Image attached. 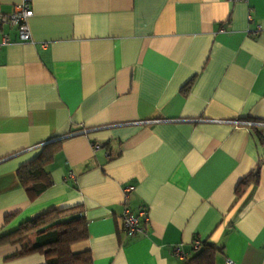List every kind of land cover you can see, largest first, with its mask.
Segmentation results:
<instances>
[{
    "label": "crops",
    "instance_id": "0c3cea01",
    "mask_svg": "<svg viewBox=\"0 0 264 264\" xmlns=\"http://www.w3.org/2000/svg\"><path fill=\"white\" fill-rule=\"evenodd\" d=\"M29 2V42L2 28L0 236L78 209L88 238L70 252L90 264H190L204 243L213 264H264V0ZM56 142L30 199L16 171ZM125 208L147 214L133 237ZM19 250L0 264L44 263Z\"/></svg>",
    "mask_w": 264,
    "mask_h": 264
},
{
    "label": "trees",
    "instance_id": "16d2710c",
    "mask_svg": "<svg viewBox=\"0 0 264 264\" xmlns=\"http://www.w3.org/2000/svg\"><path fill=\"white\" fill-rule=\"evenodd\" d=\"M60 144L47 145L30 163L16 171L20 186L27 192L30 199L37 198L50 183L45 167L52 158L53 150ZM259 167L243 178L235 189L236 197L241 190L255 187L259 180ZM88 238L84 218L78 209L64 211L52 210L26 221L18 228L4 236H0V246H19L14 258H25L32 255L42 257L43 264H90L88 253L72 254L73 244ZM214 247L204 243L202 250L191 259L190 264H213Z\"/></svg>",
    "mask_w": 264,
    "mask_h": 264
},
{
    "label": "built area",
    "instance_id": "2783aa9c",
    "mask_svg": "<svg viewBox=\"0 0 264 264\" xmlns=\"http://www.w3.org/2000/svg\"><path fill=\"white\" fill-rule=\"evenodd\" d=\"M244 1V0H229V2ZM32 17V10L29 0H23L20 4L13 7L12 11L8 14L0 12V48L7 46L10 43V39L7 35L2 34V28L6 27L15 31L17 40L19 42H29L30 41V31L28 27V20ZM253 33V35H255ZM94 149H98L95 146ZM131 188L125 189L126 193H129ZM148 220L145 211H139L134 214L125 208L121 215L122 229L126 236L133 237L141 233V223H146ZM193 251H198L201 248V243L197 240L193 241L191 244ZM172 254L177 259L183 260L185 254L180 250L178 246L172 249ZM230 264V262H227Z\"/></svg>",
    "mask_w": 264,
    "mask_h": 264
}]
</instances>
